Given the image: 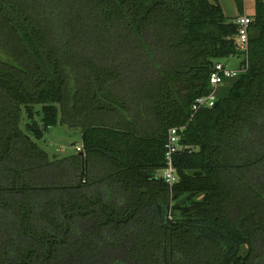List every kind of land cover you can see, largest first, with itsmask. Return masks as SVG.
<instances>
[{"label":"trees","instance_id":"16d2710c","mask_svg":"<svg viewBox=\"0 0 264 264\" xmlns=\"http://www.w3.org/2000/svg\"><path fill=\"white\" fill-rule=\"evenodd\" d=\"M247 16L244 53L219 0H0V264H264V0ZM59 124L80 153L41 148Z\"/></svg>","mask_w":264,"mask_h":264},{"label":"built area","instance_id":"2783aa9c","mask_svg":"<svg viewBox=\"0 0 264 264\" xmlns=\"http://www.w3.org/2000/svg\"><path fill=\"white\" fill-rule=\"evenodd\" d=\"M236 23L239 25V50L241 52H248L249 47V30L252 23L251 17L244 15L240 16ZM210 76V89L211 93L208 96L200 97L196 99L193 109L199 111L202 108H212L216 105L217 94L219 88L226 79H232L237 77L241 70L230 69L229 64L225 62L217 63L212 68ZM165 158H166V169L164 171V179L170 185H174L177 182V171L174 166V156L183 150V146L180 143V135L178 128L170 129L168 133L167 142L165 144ZM77 152L82 151V147L76 149Z\"/></svg>","mask_w":264,"mask_h":264},{"label":"rangeland","instance_id":"374dc122","mask_svg":"<svg viewBox=\"0 0 264 264\" xmlns=\"http://www.w3.org/2000/svg\"><path fill=\"white\" fill-rule=\"evenodd\" d=\"M226 6H228L227 1ZM228 8V7H226ZM229 10V9H228ZM248 14H253L255 11V5H248ZM231 18V17H230ZM242 60L234 58L229 62L230 69H237ZM229 82L224 83L221 87V92L226 93L229 90ZM82 144L81 131L74 130L68 125L59 124L52 127L47 133L39 145L44 149L51 157L58 156L60 158H66L67 156L76 155V149Z\"/></svg>","mask_w":264,"mask_h":264},{"label":"crops","instance_id":"0c3cea01","mask_svg":"<svg viewBox=\"0 0 264 264\" xmlns=\"http://www.w3.org/2000/svg\"><path fill=\"white\" fill-rule=\"evenodd\" d=\"M243 1H244V6H243L242 15H241V11H240V9L238 7V4H237L236 0H228L227 1V3H228L227 5L228 6H226V2L224 0H219L220 4L222 5V7L224 9L225 14L229 18L231 17L230 19H233V20H236L237 18H239V16L253 15L254 14V12H253V14H248L247 9H248V5L249 4H253L254 3V5H255L256 0H243ZM226 7H228V8H226ZM227 62L229 64L230 61H227ZM79 147H82V144Z\"/></svg>","mask_w":264,"mask_h":264},{"label":"water","instance_id":"95a60500","mask_svg":"<svg viewBox=\"0 0 264 264\" xmlns=\"http://www.w3.org/2000/svg\"><path fill=\"white\" fill-rule=\"evenodd\" d=\"M227 64H228V62L226 63V65H227ZM210 65H211V67H213V66H214V64H213L212 62H211V64H210Z\"/></svg>","mask_w":264,"mask_h":264}]
</instances>
